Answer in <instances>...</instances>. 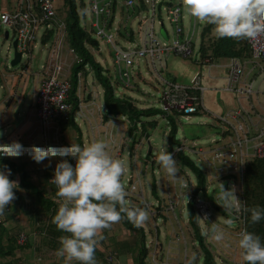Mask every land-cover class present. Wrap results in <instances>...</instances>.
Here are the masks:
<instances>
[{"label":"rangeland","instance_id":"374dc122","mask_svg":"<svg viewBox=\"0 0 264 264\" xmlns=\"http://www.w3.org/2000/svg\"><path fill=\"white\" fill-rule=\"evenodd\" d=\"M16 0H0V10H4L7 12H11L14 10ZM175 0H171V3L174 4ZM60 1L54 0L53 6L54 8L59 5ZM75 6L78 9V20H79V26L83 30H88L90 26V12L88 9V0H74ZM80 5L83 6V11L80 10ZM176 6L180 7L181 12V28H182V36L186 37L187 39L191 40V44L193 47V55L191 58H182L180 56H176L173 54H169L167 58L162 60V63H155V70L159 73L161 79L165 80H172L177 84L178 86H189V81L191 77L195 73L200 74V81L199 85L201 88L205 89L201 93V102L203 104V107L205 111L203 113L199 114H190L185 116L184 120H178L176 122V134H175V143L172 145L173 149L175 148L176 144H182V149L186 150L187 147H190L189 144L193 142L195 146H197V149L194 151L196 154L199 151H206L208 152L207 147H220L222 145H226L228 143L227 139V126L225 124H222L218 122L214 116H220L225 111L218 112L219 109H217L213 104L214 97H217V92H213L214 90L224 88L225 83L224 82H215L213 78L220 77L222 75H226L225 66L227 64L226 59H219L218 61H212L210 63L200 64L195 63L194 61L198 60V55L196 53L197 46L200 41V35L202 29H204L206 23H200L197 21L194 17H191L186 9L183 6L182 0L175 2ZM56 9V8H55ZM115 9L120 10L119 2L115 5ZM59 18V17H58ZM122 20L121 25L119 26V29H121L124 32V29L129 26L131 36L134 39V43L139 42V34L143 32L144 28L149 23V17L144 20L140 24V28L137 29V21L138 19H134V22H130L129 25H127V22L130 20L127 17V14L124 13L121 15ZM161 21L163 22V28L166 32V38L161 37V29L159 26H157L155 23L153 25L154 35L155 37L160 41L164 42L167 40L169 43L172 39V28L171 25L168 24L167 20L165 19V15L161 16ZM194 22V23H193ZM119 23V16L115 14L113 26L116 27ZM193 25V29H192ZM214 27L209 29V31L206 33V36L209 38H213L215 36ZM139 30V31H138ZM8 33V39H3V33ZM127 33L124 32V35ZM12 32L5 28L0 26V78L2 80L1 82V89L0 94L2 96V90L5 91L9 86H14L15 84L18 85V91H23L25 94V98L22 100V109L18 113L17 119H19L18 124L15 126L14 123L11 126L4 128V132H0V144H8L10 142L5 141H11V144L14 141V138L17 139L18 142L20 140L22 141L21 144H29V142H33L35 144L41 143L42 138H40L39 132H38V125L36 119L34 117L32 118L33 121H35L34 125L32 120H29L28 115H32V112H28V106H30V100L32 92L34 91V87H36V73L39 72V67L44 64V61H46L48 53L46 52V47L41 46L38 42H36V46L32 51L31 58L28 60V64L25 63L26 57H22L20 63L17 66L10 67L9 62L12 59V51L9 48V43L13 40L12 39ZM97 42V50L95 49H88L89 53L92 55L93 59L96 62H99L98 64L101 66L103 71L105 70V75L108 77V80L110 81V84L112 85L115 94L117 98H123L126 95L132 98L139 108L149 109L157 111L158 113L155 115H152L146 119H140L142 121L143 125L145 126L146 123L153 124V127H147L149 129V136L147 139L142 138L144 143H141V146H139L134 153V157H137L138 162H133V167L131 168V160L125 157L124 152L129 149V145L125 146L123 149V152L121 151L122 155H119L120 147L122 144V140L126 135V128L122 125V118L116 117L112 120L103 122L102 117V88L99 86L97 81L94 79L93 73L90 71V67L87 66L86 69V75H81V78L79 79V93L77 94L79 100L81 103H89L93 107H91V111L84 110L82 107V104H80V111L78 112L79 116L75 117L73 119L74 123L78 126L81 134V141L82 146L86 143H90L96 140H105L109 144V152L110 154L116 158H123L127 163V171L130 172L131 178L129 181H131L130 185L127 186V183L125 182V175L122 177V182L124 183L125 187L128 188L127 191L132 190H138L136 193L135 201L131 202V205L138 206L145 208L143 205V202L153 203L155 202L154 197L151 195V188L152 184L156 188V192L159 193L161 188H165L166 186H169L170 192H173V189L179 186V182L176 180H171L169 177L164 173V170L160 167L159 164L156 163V157L159 153V149L162 145L165 144L167 146V132L169 131V127L166 126L165 122L162 120L163 117L160 115L161 111V100L159 98L160 91L162 89L161 82L155 81V74L153 72L152 65L150 64L149 58H144L141 60H137L134 58V63L136 65V68L130 71V78H132V81L136 84L138 87V92L135 91H128L124 87L117 86L114 82L115 80V74L113 71V67L111 65L110 61V54L109 49L107 48V45L104 42L98 41ZM124 39H118L119 44H124ZM100 51H99V50ZM23 64H26L27 68L25 72H21L20 70L23 67ZM131 69V67H129ZM138 73V75H137ZM18 74H21L20 77H18ZM14 78H10V77ZM223 77V76H222ZM264 70L261 72V74L256 78V82L258 80L262 79V84L260 90L264 88ZM141 80H140V79ZM39 77L37 76V80L39 81ZM14 81V85L13 82ZM37 81V83H38ZM114 84V85H113ZM130 87V83H129ZM131 88V87H130ZM133 89V86H132ZM3 98V96H2ZM17 98L14 99L16 101ZM260 99V96H259ZM251 100L253 101L254 98L252 97ZM234 99L231 101L233 103ZM229 102V105H230ZM235 102V101H234ZM245 101H242L241 107L243 104H245ZM216 105L219 106V103L216 101ZM226 109H230L232 111H235L237 109V104L235 102V105L232 104L229 107H226ZM2 111V109H0ZM229 113V110H227ZM5 111L3 109L2 114ZM10 110H8V113L6 114V119L9 118ZM90 113H94L92 116ZM220 113V114H218ZM226 113V112H225ZM224 113V114H225ZM223 114V115H224ZM221 115V116H223ZM26 116V121H24V117ZM57 128V125H55ZM210 126V127H209ZM140 123L136 125L135 131L132 133H129L127 136L132 139L135 138V141L138 139V133L140 130ZM31 129V130H30ZM58 129V128H57ZM32 135L29 136L30 140H27L26 137L29 135L30 132L34 131ZM60 132V131H58ZM62 133L57 134V141H59L61 144H72L73 142L77 141V134H74V132H65L63 135ZM51 137V136H50ZM24 140H27L24 142ZM63 140V141H62ZM216 143H211V142ZM52 141V140H50ZM187 143V144H186ZM135 145H138L136 142ZM132 149L134 148L131 147ZM149 151V152H148ZM192 149H190V152L187 151V155L189 156L190 160L193 162V164L200 170L201 174L205 176V180L208 178V181L210 182L209 189L214 188L216 186V182L219 180L218 177L214 174L215 172L210 169V174L204 175L206 170V165L204 160L197 156L194 152H191ZM131 153V152H130ZM148 159L146 162V165L142 168H140V164L142 165V162L145 159ZM209 158V156H207ZM42 165L45 167V169L56 167V164L58 163L57 158H46L42 161ZM152 164V166L150 165ZM164 173V177H163ZM183 176V182L195 185V177L193 173H191L189 170H186L183 168V172L180 169L178 176ZM168 178V180H166ZM228 188L232 186L231 183H228ZM236 193L238 192V188L236 185ZM139 196L142 198L140 199ZM186 199V198H185ZM198 199L200 201L206 202L204 197H200L198 195ZM128 200V199H127ZM130 202V200H128ZM149 201V202H148ZM215 204H220V201L217 200ZM154 208L150 205V210H153ZM211 212V215L215 218L216 223L219 226H225L223 221L225 220L222 215L218 212H214L213 210H209ZM175 213V212H174ZM150 219L149 221L142 226V230L144 232V240L145 244H148V242H153L152 245H148V247L154 249L155 243L158 242L160 245L162 244V248H172L170 244V241H168V236L171 232L176 231V233H180L179 229H176V225L173 227L170 221H166L164 224L161 223V219L155 220V217L153 213H150ZM169 217L172 220L171 213H169ZM238 217V214L236 215ZM235 219V218H234ZM237 219V218H236ZM180 222V225L182 228L181 231L184 233L188 232V224H186V214H183L181 218L178 219ZM182 221V222H181ZM198 221V219H197ZM177 222V223H178ZM23 225H25V222H22ZM200 230L202 231L204 227L208 223H201L200 221L197 222ZM225 228H228L227 230H224L226 233L225 240L217 243L214 240H211L210 238H205V240H209L208 246L210 247V253L213 256L214 261L216 264H238L239 260L241 258V254L239 252L238 247V233L237 231V224H233L232 226L228 227L225 226ZM155 230V231H154ZM149 231L151 233H149ZM231 234L229 235V233ZM137 237L140 236L139 232L136 231ZM229 237H228V236ZM172 236V235H171ZM180 236V235H179ZM180 239V238H179ZM177 241V240H175ZM182 241V240H181ZM180 241V243H181ZM184 246H187L191 248V246L188 244V240L185 238L184 242L182 241ZM164 244V245H163ZM197 245V244H196ZM235 247L237 249H235ZM26 249V250H25ZM25 250L22 254V252L16 253L17 255V263L18 264H48L52 262L50 259H45L44 256L42 258H37L36 256L32 255L33 251L30 248H25ZM28 249V250H27ZM159 249L158 251L153 253V258L150 259V261L144 262L145 264H159V261L157 260V255L160 253ZM28 251V252H27ZM153 252V251H152ZM177 251H175L176 253ZM30 255V261L27 260V256ZM53 255V254H52ZM175 255V254H174ZM34 256V257H33ZM152 256V255H151ZM9 258L3 259L0 261V264H4L7 262ZM231 262V263H229ZM15 264V263H14ZM165 264V263H162ZM201 264V262L199 263Z\"/></svg>","mask_w":264,"mask_h":264},{"label":"built area","instance_id":"2783aa9c","mask_svg":"<svg viewBox=\"0 0 264 264\" xmlns=\"http://www.w3.org/2000/svg\"><path fill=\"white\" fill-rule=\"evenodd\" d=\"M30 0H18L17 9L11 12H0V26L9 29L12 32V41L9 43V48L12 50L11 43L15 41V50L26 60L31 58L30 47L33 48L35 40H40L46 31L51 32V38L45 45L48 53L46 61L39 67V72L36 74L40 79L38 81L37 90L34 97L35 104V118L38 125V132L41 143L23 144L21 153L15 157L26 156L32 158V149L42 148L47 149L69 147L70 145H61L57 142L58 129L56 128V120L67 114L70 109L66 102L68 91L70 89V75L73 67L80 63L79 57L74 50L67 44V36L65 24L55 15V8L53 6L54 0H34L37 8V14L30 12ZM119 2L122 13H132L133 8L139 5L138 0H88V9L90 12V28L91 37L98 41L104 42L109 49L110 61L113 71L118 79L123 83L124 87H129L130 71L136 68L134 58L141 60L149 58L150 64L153 65L155 60L165 59L169 54L180 56L182 58L190 57L192 50L188 46L190 41L182 36V29L180 27L181 13L180 8L175 6L167 9L161 5L160 16L165 15V19L172 28V39L168 43L167 40L160 42L154 35V23L163 29V22L158 17V12L155 6L159 2H168V0H142L147 7L146 15L139 16L138 20H143L149 17V23L144 28L138 44L124 41V44H119L115 39V34L119 25L113 26L115 14L120 17V10L115 9V5ZM24 7L25 11H21ZM128 16V14H127ZM125 36H128L126 34ZM250 58L240 62L237 59L231 58L227 61L225 66L227 77L224 90L232 93L237 101V109L235 111L226 113L224 116L216 117V120L227 126L228 143L220 147H207L208 152L199 151L194 152L197 148H192L197 156L201 157L206 165V172L210 174L212 169L216 177L235 176L241 180L243 174V165L252 160H264V88L260 90V86L255 85V80L252 78L253 74L259 76L264 70V34H261L256 39L245 40ZM131 67V69H129ZM77 94L79 88V79L81 72H76ZM162 85L159 98L162 102L161 111L163 116H173V111L182 112L179 119H184L183 115L195 113L197 110L203 112L201 103V95L191 94L190 92L198 93L202 89L198 86V74L195 73L189 82V86H178L171 83L169 80L159 79ZM260 96V99H259ZM78 97V96H77ZM254 98L252 101L251 98ZM250 100L251 102H249ZM245 101L246 104L239 102ZM198 102V103H196ZM78 112L80 111V104L78 105ZM91 115V114H90ZM51 136V137H50ZM52 140V141H50ZM218 141L215 140L216 143ZM11 144V143H8ZM6 145V144H0ZM182 145L176 147L175 151L183 150ZM124 148H120L119 155H122ZM138 145L129 151L126 150L124 155L129 157L131 164L138 162L137 157H134ZM189 151L190 149H186ZM131 152V153H130ZM3 158H15L0 155ZM209 156V158H207ZM60 157V156H55ZM53 158V157H52ZM71 160L73 166L75 161ZM118 158V156H116ZM133 167V164L131 168ZM141 168V165H140ZM125 182L127 186L130 185V172L125 173ZM124 184V183H123ZM131 186V185H130ZM127 188V187H126ZM193 186H191V189ZM185 187L173 189L172 195L174 199L168 198L167 204L160 203L155 199L153 203L143 202L144 207L148 212L163 213L167 215L168 211L174 210L176 207V199L181 194ZM127 191L128 195L135 196L138 190ZM161 195L170 194L168 187ZM190 195H187L186 200ZM140 199H142L139 196ZM198 200V199H197ZM150 205L154 208L150 210ZM196 207L201 210L200 218L204 221H209L207 204L198 200ZM157 209V210H156ZM205 215L207 220L204 219ZM236 218V216H234ZM242 229H239L238 238ZM177 240V239H176ZM24 242L23 234H19L17 243ZM153 255L151 256V259ZM192 258L183 255L180 261L175 264H192Z\"/></svg>","mask_w":264,"mask_h":264},{"label":"trees","instance_id":"16d2710c","mask_svg":"<svg viewBox=\"0 0 264 264\" xmlns=\"http://www.w3.org/2000/svg\"><path fill=\"white\" fill-rule=\"evenodd\" d=\"M16 0V4H17ZM139 5L133 8L132 13H128L130 16V20L127 22L129 25L130 21H134V19H138L139 16L146 15L147 7L144 5L142 0H138ZM65 5V17L62 20L65 24L66 30V40L67 44L70 48L74 50L76 55L79 57L80 63L73 67V70L70 75V89L68 91V96L66 102L68 103L70 109L68 110L67 114L63 117H60L56 120V125L58 128V134L62 133L63 135L65 132H74L77 134V141L72 144H78L82 147L81 141V134L78 126L74 123L73 119L75 115L78 113V105L80 104V100L77 97V84H76V72L81 70L85 65L89 66L91 72L93 73L94 79L97 81L99 86H101L102 92V121L106 122L112 120L116 117L122 118V125L126 128V135L122 140L121 149L127 145H129V151L132 150L131 147L135 145L140 139L149 136V129L147 127H153V124H148L144 126L140 119H146L152 115L157 114L158 112L155 110L139 108L132 98L129 96H123V98L119 99L116 98L114 95V89L108 80V77L105 75V70L101 68V66L93 59L92 55L89 53L88 49H97L98 45L97 42L91 37V28L89 27L88 30L81 29L79 26L78 14H77V7L75 6L74 0H64ZM15 4L14 9H17L18 6ZM29 10L33 14H37V8L34 0H30L29 2ZM161 5L165 8L170 9L175 5L171 3V0L168 2H159L155 6L156 11L159 13L158 17L161 18ZM20 10L23 12L25 11L24 7ZM80 10L83 11V6L80 5ZM120 17L124 13L120 10ZM55 15L58 18V15L55 11ZM59 19V18H58ZM142 19L137 21L138 29L140 28V24L142 23ZM121 25V24H120ZM119 25V26H120ZM214 25L206 24L204 29L201 31L200 35V42L197 48V55L198 60L194 61L195 63L202 64L210 63L212 61H218L219 59H226L227 61L231 58L237 59L239 61L245 60L249 58L250 52L245 44V40H234L230 38H217L216 34L213 38H209L206 36V33L209 29L213 28ZM139 31V30H138ZM124 32L128 33V36L124 35ZM124 32L117 29L115 37L117 39H124L130 43L134 42L133 37L131 36L129 26L124 29ZM51 32L45 34L42 37L41 43H46L50 38ZM141 35V33H140ZM138 36L139 40L141 36ZM4 37V35H3ZM4 39V38H3ZM139 42L135 43L138 44ZM188 46L192 50L191 58L193 55V47L191 44V40L188 42ZM164 60L163 58L160 60H155L154 64L152 65V70L155 74V81L160 83V75L155 70V63H162L161 61ZM138 75V73H137ZM199 75V73H198ZM140 79V78H139ZM163 79V78H162ZM117 86L123 85V83L119 79H114ZM141 80V79H140ZM171 83L175 84L174 81L170 80ZM130 87L127 89L128 91H135L138 92V87L132 81V78H129ZM114 85V84H113ZM133 86V89H132ZM79 93V89H78ZM191 94L198 93L190 92ZM198 103V102H196ZM162 116L164 115L162 111L159 112ZM200 113L197 110L195 113L191 114H198ZM173 116H167V123L166 126L169 127L168 136H167V148L168 151L171 152L174 158L178 162L179 169L185 168L193 173L195 177V187L192 189L190 196L186 200L187 197L184 194V190L176 199L177 204L174 210L168 211L167 215L159 212L154 215L155 220L161 219V223L164 224L166 221H170L173 227L176 225V229H179L180 233H176L177 235V242L178 248L181 249L183 245L182 241L184 242L185 238L188 240V244L191 246L192 249V264H216L213 259V256L210 253V247L208 246L209 240H205V236L200 231V228L197 224L199 220L201 210L196 207L198 195L200 197H205L204 195V176L201 174L200 170L193 164L190 160L189 156L183 150L175 151L176 147L180 146L179 144L175 145L173 149L172 145L175 143V134H176V122L179 117L183 114L182 112H175L173 111ZM190 115V114H188ZM140 123V130L138 133V139L135 141L133 137L130 139L127 135L132 133L136 129V125ZM227 135L229 132L226 133ZM63 141V140H62ZM193 143V142H191ZM61 144V143H60ZM23 145V144H20ZM64 145V144H61ZM68 145V144H65ZM58 159V163L61 160V157H53ZM69 162L71 163L70 158L67 157ZM148 159L146 158L143 162L141 167L143 168L146 165ZM37 162L30 157L21 156L15 158H3L0 156V170L7 166L8 169L11 170L10 179L16 180L19 183L20 190H14L16 194V199L12 202V205L7 208L3 215H0V261L6 258H9L5 264H14L17 261L16 253L21 252L24 248L28 246H39L42 247L45 252H39L37 257L42 258L44 256L45 259H52L53 256L56 255L58 248L60 247L59 244V237L65 235L59 231L56 225L53 223V218L61 204V199L57 195V188H49V192L45 190V186L53 185L52 181L48 182V175H42L41 173L35 176H32L33 172L37 169ZM243 174H242V205L241 211L239 212L238 222H237V231L242 229L243 231L247 230L249 232H254L255 234L259 235L264 242V220H262L258 224H253L251 222V213L249 209L259 205L261 208H264V160H252L248 163L243 165ZM165 173V172H164ZM163 173V177L165 176ZM166 174V173H165ZM48 184V185H47ZM165 189V188H163ZM128 190V188H126ZM170 192V191H169ZM216 191H213L214 194ZM199 193V194H198ZM212 194L208 197L209 200L212 199ZM151 195L156 199L159 200L160 203L167 204L168 198L174 199L172 193L166 195H159L155 192V186L152 184L151 188ZM130 200V203L135 201V198L131 195H128L127 198ZM131 205V204H130ZM214 210L219 211L220 214L223 216L224 219L229 218V216L219 210L216 206H213ZM209 206H207V210ZM211 209V208H210ZM157 210V209H156ZM212 210V209H211ZM175 212V213H174ZM169 213H171L172 220L169 217ZM186 214V224H188V232L184 233L181 231L180 222H178L179 218ZM209 219L211 217L209 216ZM22 222L26 224L23 225ZM178 222V223H177ZM182 222V221H181ZM122 226L126 230L138 231L140 236L137 237L136 242V258L134 264H145L144 261L146 258L151 259V255L155 254L158 251L160 245L158 242L155 243L154 249L148 247V245H152V243L145 244L144 240V233L141 227L136 228L126 220L121 222ZM222 229L227 230L225 226H220ZM155 231V230H154ZM149 233H151L149 231ZM229 233V231H228ZM19 234H23L25 237L23 244H18L17 239ZM231 232L229 233V235ZM180 235V236H179ZM34 236L33 242H28L29 237ZM228 236V235H227ZM229 237V236H228ZM32 238V237H31ZM180 238V239H179ZM170 240V239H169ZM182 240V241H181ZM181 241V243H180ZM172 247L175 246V243H170ZM197 244V245H196ZM164 245V244H163ZM121 246V245H120ZM119 246V247H120ZM38 247V248H39ZM121 249V248H120ZM164 251H160L158 261H162V259L167 254V251L171 248H163ZM235 249H237L235 247ZM119 250V249H118ZM150 253H153L149 256ZM241 254V250L239 249ZM116 251H109L107 254L101 253L98 250L96 251V259L98 264H110L109 259L114 258ZM53 254V255H52ZM242 255V254H241ZM154 257V256H153ZM167 257V256H166ZM231 263V262H229ZM239 263L245 264L242 259V256L239 260ZM232 264V263H231Z\"/></svg>","mask_w":264,"mask_h":264},{"label":"clouds","instance_id":"9594fccd","mask_svg":"<svg viewBox=\"0 0 264 264\" xmlns=\"http://www.w3.org/2000/svg\"><path fill=\"white\" fill-rule=\"evenodd\" d=\"M182 3L191 17H194L200 23L214 25L213 30L217 38H230L240 41L256 39L264 34V0H182ZM127 17L130 18L129 15ZM121 20L122 18L119 17L118 25L121 24ZM48 32L50 31H46L44 34ZM138 34L140 35V33ZM115 39L118 40L116 37ZM11 51L13 52V50ZM86 67L87 65L79 70L81 75H86ZM253 76L254 78L257 77L256 74H253L252 78ZM115 78L118 79L116 75ZM198 86L200 87L199 84ZM122 87L124 86L122 85ZM124 88L129 89V87ZM201 89L202 91L205 90ZM113 92L117 98L115 91ZM198 95H201L200 92H198ZM78 116L77 113L75 117ZM162 117L165 124H168L167 117ZM144 141L147 140L140 139L137 142L138 147ZM189 146L187 149L197 148L193 143ZM108 149L109 144L103 139L86 143L82 147L78 144H71L69 147H49L47 149L33 147L32 149V158L37 163L46 158L61 157L60 162L56 165L52 183L56 186L57 195L62 200L53 218V223L59 231L66 233L59 237L60 247L56 253L57 257L63 260V264H98L95 254L100 242L104 239L103 233L105 230L124 220L139 228L144 226L150 219V214L146 208L130 205V202L126 199L128 192L122 182V177L127 172V163L123 158L113 157ZM21 150L22 146L17 142L0 145V155L8 157L18 156ZM185 153L188 152L185 151ZM67 157H71L75 161L74 166ZM156 163L160 165L169 179L176 180L181 187H185L183 190L186 196L191 194L195 185L184 183L182 180L184 174L178 176L180 171L178 162L173 154L168 151L166 142L159 149ZM150 165L152 166V164ZM10 175L11 170L7 166L0 170V215H3L17 198L14 190H20L18 181L11 180ZM204 175H207L206 171ZM218 179L216 186L209 189L210 182L208 178L205 180L204 176V198L205 203L209 206L208 215L211 219L203 221L199 217L198 220L201 223H208L202 230V234L206 238L220 243L225 240L226 233L216 223L217 221H215L209 210L212 209L215 212L213 206H216L227 214L229 218L227 217L223 221L225 226L230 227L237 224L239 215L236 217L237 219H234V216L241 211L243 188L242 176L241 180L235 176L218 177ZM228 183L232 184L229 188ZM234 185L238 188L237 193ZM191 186H193L192 189ZM166 187L169 189V186ZM166 187L164 190H166ZM213 191L216 192L212 194ZM161 192L160 190L158 194L161 195ZM211 194L212 199L209 200L206 196L209 197ZM217 200L220 201V204H215ZM249 211L253 224H258L264 220V208L257 205ZM216 212L219 213L217 215H221L219 211ZM204 219L207 220L206 215ZM176 239H178L177 236ZM238 247L241 250L245 264H264V242H262L259 235L247 230L242 231L238 240Z\"/></svg>","mask_w":264,"mask_h":264},{"label":"crops","instance_id":"0c3cea01","mask_svg":"<svg viewBox=\"0 0 264 264\" xmlns=\"http://www.w3.org/2000/svg\"><path fill=\"white\" fill-rule=\"evenodd\" d=\"M58 1H60V3H59V5H57L55 7L56 8L55 11H56L59 19L63 20L64 17H65V10H66L65 5H64L65 3H64V0H58ZM15 4H16V1H15ZM3 11L4 10H0V12H3ZM161 30H162L161 31V34H160L161 37L166 38V35H165L163 29H161ZM5 33H7V32L5 31L3 33V35ZM42 35L45 36V34H42ZM7 39H8V33H7ZM36 42H38L43 47L46 45V43H44V44L41 43V39L40 40H35V42L33 44V48L30 47L31 55H32L33 49L36 46L35 45ZM45 47H47V46H45ZM25 63L28 64V61L25 62ZM97 63H99V62H97ZM26 68H27L26 64H23V67H22V69L20 71L21 72H25L26 71ZM225 70H226V68H225ZM20 76H21V74H18V77H20ZM222 76L217 77V78L214 77L213 80L215 82H221L222 81L226 85V80L225 79L227 77V73H226V75L224 74ZM10 78H12V77H10ZM256 78H254V76H253V79L255 80V85L256 86H258V85L260 86V83L261 84L263 83L262 82V79L261 80H258L256 82ZM12 79H14V78H12ZM37 81L38 80H37V76H36V87H34V91L32 92L31 100H30V104H29L30 106H28L29 109L27 111V115H28V112H32V115L31 116L28 115L29 120H32L33 117H34V119H36L35 118L34 97H35V93H36L37 85H38ZM199 81H200V74L198 75V81H197L198 84H199ZM1 82H2V80L0 78V85H1ZM12 83L14 85V81ZM17 88H18V85L15 84V87L14 86H9L5 91L2 90V96H3V98H2V96L0 94V109H2V111H0V132L1 133L4 132V128H7V127L11 126V124L13 125V123H14L15 126L18 124L19 119H17V117H18L19 111L22 109V105H21L22 103L21 102L25 98V94H24L23 91H18ZM224 88H225V86H224ZM224 88L222 87V88L217 89V90H214L213 89V92H217L218 94H217V97L216 98L214 97V99L212 101H213L214 106L217 109H219L218 112H221V110L223 109L222 111H225L226 113H228L227 110H229V112L231 110L230 109H226V107H229L232 104L235 105V102L237 104V101L235 99V96L232 93L226 92L224 90ZM0 89H1V86H0ZM15 98H17L16 101H14ZM231 98H232V100L234 99L235 102L234 101H233V103L230 102L231 101ZM216 101L219 103V106L216 105ZM248 101L251 102L250 100H248ZM229 102H230V105H229ZM239 103H241V102H239ZM80 104H82V107L84 108V110H87V111H91L92 112V110H91V107H93L92 105H90L87 102L86 103H81L80 102ZM202 107H203V104H202ZM3 109L5 111V115H4V113L2 114ZM8 110H10L9 118L6 119V114L8 113ZM203 110L205 111L204 107H203ZM90 114L92 116L94 113H90ZM218 114H220V113H218ZM223 114H221V115H223ZM214 117L216 119V117H218V116H214ZM26 120H28V119H26V116H25L24 117V121H26ZM35 121L32 120L33 125H34ZM34 132H35V130L32 131V132H30L29 135L26 137V139L27 140H30L29 139V136L32 135V133H34ZM27 140H24V142H26ZM14 141H16L19 144H21V142H22L21 140H20V142H18L17 139H15V138H14ZM5 142H10L11 143L10 140L9 141H5ZM57 142H58V144H60L59 141H57ZM29 143H33V142L31 141ZM25 144H27V143H25ZM68 145H71V144H68ZM42 163L43 162H40V163H37L36 164L37 165V167H36L37 169L33 172L32 176H35V175L38 176L39 173H41L42 175L47 174L48 175V182H50V181H52V179L54 177V171H55V168L56 167H53V168L50 167L48 169H45V167L42 165ZM54 187H55L54 184L52 186L51 185H48V186H45V190L47 192H49V188L52 189ZM168 190L170 191V188ZM155 191H157L156 188H155ZM161 191L162 192H165L166 190H164L162 188ZM241 198H242V196H241ZM61 203H62V200H61ZM103 235H104V239L100 242V246H99V248L97 250L99 252H101V253H104V254H107L109 251H113V252L116 251V253H115L116 255L114 256V258L109 259L110 264H134L135 258H136V254H137L135 245H136V242L138 240L137 239V236L138 235H137L136 231L124 229L123 226H122V224H121V222H120V223L114 224L110 229L105 230L104 233H103ZM176 235H177L176 233L171 232L170 235L168 236V239H170L168 241H170V243H172V242L175 243L176 244V248L174 246V248H175L174 250L172 248L170 250H168L167 251V254L162 259V261L161 260L159 261V264H162V263H165V264H175L176 261H180L182 259L183 255H185L187 257H190V253L192 254V249L189 248V247H187V246H182L181 249L178 248V242L175 241L176 240ZM33 239H34V236H30L29 239H28L29 240L28 242L29 243H30V241L33 242ZM150 242L152 243L151 239H150V241L148 243H150ZM38 247L37 246H31L30 245L27 248H30L33 251L32 255H34V256L37 257L38 256L37 254L39 252H45L42 247H39V248ZM160 247H162V246H160ZM160 249L162 251H164L163 248H160ZM25 250H22L21 251L22 254H23V252ZM175 251H177V252L175 253ZM148 253H149V256H150L153 252L150 253V251H149ZM16 257H17V255H16ZM29 257H30V255H28L26 259L30 261V258ZM159 257L160 256L158 254L157 255V260H159L161 258V257L160 258ZM37 258L39 259L40 257H37ZM51 260H52V262H50L48 264H63V260L61 258H58L57 255L53 256ZM147 260L149 261V258H146L144 262H146ZM15 264H18L17 261H16ZM29 264H32V263H29ZM238 264H241V263H238Z\"/></svg>","mask_w":264,"mask_h":264},{"label":"water","instance_id":"95a60500","mask_svg":"<svg viewBox=\"0 0 264 264\" xmlns=\"http://www.w3.org/2000/svg\"><path fill=\"white\" fill-rule=\"evenodd\" d=\"M4 39L6 40L7 39V33L4 34ZM11 46H12V59L10 60L9 62V66L10 67H14L16 65H18L19 61H20V54L16 52L15 50V41H13L11 43Z\"/></svg>","mask_w":264,"mask_h":264}]
</instances>
